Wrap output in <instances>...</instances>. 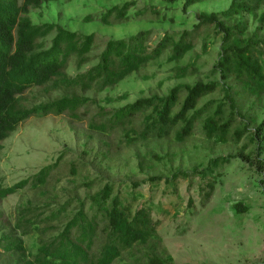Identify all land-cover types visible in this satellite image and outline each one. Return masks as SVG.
I'll use <instances>...</instances> for the list:
<instances>
[{
  "label": "rangeland",
  "instance_id": "374dc122",
  "mask_svg": "<svg viewBox=\"0 0 264 264\" xmlns=\"http://www.w3.org/2000/svg\"><path fill=\"white\" fill-rule=\"evenodd\" d=\"M126 2L131 4L127 20H99L106 10ZM231 2L203 0L185 8L184 0H56L33 9L30 16L36 23H53L83 35L95 34L97 40L90 61L78 68L72 58L68 72L73 75L98 61L108 39L150 30L149 42L155 46L167 33L178 35L192 29L200 12H221ZM88 16L93 21H87ZM239 20L248 25L245 36L264 40V4L255 13L244 12L228 22ZM54 35L55 31L47 42ZM221 46L222 35L216 28H208L181 59H174L171 50H167L113 87L78 91L91 98L79 118L48 115L24 121L2 142L0 184L9 186L32 177L47 165H57L45 186L36 189L29 185L0 198V238L13 229L23 240L26 257L32 259L41 238L57 234L68 216L64 215L61 222H52V232L43 234L35 227L23 234L22 229L16 228L22 207L32 208L34 212L27 217L43 228L45 224L40 223L48 218L51 209L57 210L72 199L71 216L76 212L77 199L87 200L106 183H113L115 191L127 196L133 208L151 206L158 223V237L135 245L113 264H150L153 255L168 264H264V183L251 164V158L257 154L264 159V95L258 99L244 92L234 80L222 77L215 69ZM182 66L194 73L179 75L177 68ZM197 81L221 82L220 88L204 96L198 107L208 101L215 106L227 103V91L238 103L241 114L231 133L235 127L248 123V131L240 142L209 138L204 119L210 112L197 122L193 134L185 140L177 139L173 133L164 138L129 141L121 128L102 132L90 126L138 98L165 96L176 85H193ZM71 94L64 89L47 93L34 88L26 95L30 103H38ZM221 157L229 159L219 160L211 176L193 173ZM182 172L188 176L184 177ZM85 182L92 184L86 186ZM209 182L214 184L210 195ZM23 263L21 255L0 248V264Z\"/></svg>",
  "mask_w": 264,
  "mask_h": 264
},
{
  "label": "trees",
  "instance_id": "16d2710c",
  "mask_svg": "<svg viewBox=\"0 0 264 264\" xmlns=\"http://www.w3.org/2000/svg\"><path fill=\"white\" fill-rule=\"evenodd\" d=\"M50 1L56 0H0V148L2 142L30 118L48 115L79 118L91 98L78 94V91H102L113 87L167 50H171L174 59H181L195 46L198 37L211 27L222 35L221 55L215 69L222 73L224 79L234 80L244 92L258 99L264 95V40L245 36L248 32L246 21L228 22L244 12L255 13L264 0H232L230 6L221 12H200L192 29H185L178 35L167 33L155 46L149 42L150 30L108 39L98 61L73 75L68 72L72 58L76 59L78 68L88 63L97 39L95 34L83 35L53 23L34 22L30 12ZM201 1L184 0V7ZM130 7L129 2L115 5L106 10L99 20L103 23L125 21ZM87 21H93L92 16H88ZM53 31L54 37L47 42ZM177 69L181 76L194 73V70L189 71L188 66ZM220 86L219 81L176 85L165 96L153 94L138 98L114 109L104 121H93L90 126L102 132L121 128L129 141L164 138L173 133L177 139L185 140L193 134L197 122L210 112L204 119L207 136L238 143L248 131V123L235 127L231 133L239 122L241 111L229 91L226 93L227 103L215 106L213 101H208L198 107L204 96ZM34 88L44 89L47 93L64 89L73 94L30 103L26 94ZM228 159L215 158L207 168L193 173L201 177L211 176L220 162ZM251 164L264 183V159L257 154L251 158ZM56 165H47L32 177L12 185L0 184V198L15 194L29 185L36 189L45 186ZM181 175L186 177L188 173L182 172ZM91 184L85 182L86 186ZM209 184L210 195L214 184ZM71 201L57 210L51 209L48 218L40 223L45 224L43 228L27 217L34 212L32 208L27 206L19 210L16 228L22 229L23 234L30 233L35 227L42 233L52 232L51 223L61 222L64 215L68 216L57 234L41 238L32 259L26 257L23 240L13 229L3 233L0 248L21 255L23 264H113L125 251L158 237V223L152 216L151 206L133 208L127 196L115 191L113 183H106L87 200L77 199L76 212L70 216ZM149 263L168 264L156 255L150 257Z\"/></svg>",
  "mask_w": 264,
  "mask_h": 264
}]
</instances>
